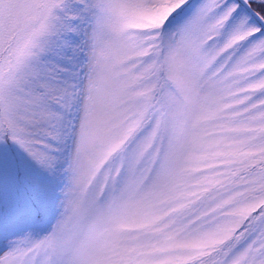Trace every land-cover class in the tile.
<instances>
[{"label":"snow or ice","instance_id":"snow-or-ice-1","mask_svg":"<svg viewBox=\"0 0 264 264\" xmlns=\"http://www.w3.org/2000/svg\"><path fill=\"white\" fill-rule=\"evenodd\" d=\"M0 264H264V0H0Z\"/></svg>","mask_w":264,"mask_h":264}]
</instances>
